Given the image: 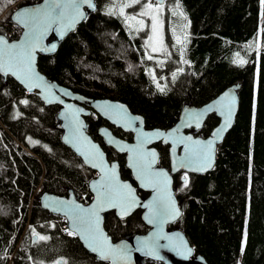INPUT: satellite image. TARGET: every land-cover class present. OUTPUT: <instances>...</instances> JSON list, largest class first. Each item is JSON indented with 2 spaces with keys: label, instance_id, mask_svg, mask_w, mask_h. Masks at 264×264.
I'll use <instances>...</instances> for the list:
<instances>
[{
  "label": "trees",
  "instance_id": "trees-1",
  "mask_svg": "<svg viewBox=\"0 0 264 264\" xmlns=\"http://www.w3.org/2000/svg\"><path fill=\"white\" fill-rule=\"evenodd\" d=\"M36 1L0 0V33L15 29L10 38L17 37L21 28L14 26L11 12ZM95 1L97 9L60 41L57 51L39 55L40 69L87 96L127 102L148 127H169L185 103L203 104L240 83L239 112L218 145L214 167L175 175L183 213L174 227L184 230L210 264H264V0H166L184 22L181 29L175 13L165 16L168 62L147 53V29L131 30L125 20L134 0ZM122 4L126 9L117 12ZM59 109L0 73V264H107L70 234L64 216L39 201L45 190L68 194L72 189L83 201L92 197L88 184L95 172L63 142ZM85 118L87 131L110 159L119 160L122 176L133 181L125 154L107 145L98 128L108 124L126 139L132 132L94 110ZM218 122L212 113L194 132L208 135ZM157 146L160 164L169 167L168 145ZM105 227L113 239L148 230L140 210L126 219L108 212Z\"/></svg>",
  "mask_w": 264,
  "mask_h": 264
},
{
  "label": "water",
  "instance_id": "water-1",
  "mask_svg": "<svg viewBox=\"0 0 264 264\" xmlns=\"http://www.w3.org/2000/svg\"><path fill=\"white\" fill-rule=\"evenodd\" d=\"M165 2L166 0H156ZM63 7L54 8L55 4ZM39 0L22 4L11 12L21 28L17 37L0 33V73L12 76L25 88L37 91L47 103L61 105L58 126L63 142L72 148L95 174L89 180L92 199L84 202L70 189L68 194L42 191L43 208L65 217L85 248L107 264H138L137 257L158 260L159 264H210L196 252L182 228H169L183 213L174 189V175L184 170L206 173L215 165L217 148L232 129L240 108V83H234L203 104L187 102L177 121L169 127H148L145 117L127 102L110 97L93 98L72 90L47 76L39 67L40 53L58 50L60 41L97 9L95 0ZM96 111L107 122L132 132V139L117 135L102 124L98 133L118 153L134 183L124 178L118 159H110L101 143L87 131L86 116ZM215 113L219 122L208 135L201 129ZM169 144L170 165L160 164L157 143ZM149 192L142 196L140 191ZM119 194V195H118ZM141 209L149 226L131 238L113 239L105 227V213L114 211L126 218ZM37 235L34 236L36 240Z\"/></svg>",
  "mask_w": 264,
  "mask_h": 264
},
{
  "label": "rangeland",
  "instance_id": "rangeland-1",
  "mask_svg": "<svg viewBox=\"0 0 264 264\" xmlns=\"http://www.w3.org/2000/svg\"><path fill=\"white\" fill-rule=\"evenodd\" d=\"M139 1V2H138ZM134 0L131 6L126 9V6L124 4L119 5L116 7L117 12L119 10L125 11V20H128L130 24V29L134 30L136 28L144 29L146 31V43H147V53L151 55L153 58L158 59L160 62H168L170 60V45L169 40L167 36V32L165 29L166 21L165 16H168L169 19L172 18V15L175 13V17L177 20L179 19L180 23L179 26L182 29L183 28V18H181L182 14L175 9H170V5L168 3L159 2L156 0H146L141 1ZM152 4L151 8H148L147 5ZM129 5V4H128ZM16 7V6H15ZM14 7V8H15ZM109 10V9H107ZM153 17L156 18V32L154 33L152 30L153 25ZM15 30V29H13ZM13 30L10 29V32H13ZM184 32V29H183ZM264 46V40L261 43ZM153 49H156L155 51ZM153 53V54H151ZM161 57V58H160ZM65 219V217H64ZM138 264H145L143 258L137 257Z\"/></svg>",
  "mask_w": 264,
  "mask_h": 264
},
{
  "label": "flooded vegetation",
  "instance_id": "flooded-vegetation-1",
  "mask_svg": "<svg viewBox=\"0 0 264 264\" xmlns=\"http://www.w3.org/2000/svg\"><path fill=\"white\" fill-rule=\"evenodd\" d=\"M163 3H165V2H163ZM109 124H111V123H109ZM108 125V124H107ZM113 125V124H112ZM110 126V125H109ZM113 126H115V125H113ZM111 127V126H110ZM112 128V127H111ZM118 128H120V127H118ZM122 129V128H121ZM123 130V129H122ZM125 131V130H124ZM126 132H128V131H126ZM132 136H133V133H132ZM132 139V138H131ZM131 139H129V140H131ZM158 143H161V144H163L162 142H158ZM157 143V144H158ZM156 144V145H157ZM164 145H168V149H169V144H164ZM158 147V146H157ZM121 154H125V153H121ZM125 160H126V157H125ZM126 165V164H125ZM183 170H181V171H179V172H182ZM178 172V173H179ZM177 173V174H178ZM177 174H175V175H177ZM175 175H174V184H175ZM133 177V176H132ZM133 182L134 183H136L135 181H134V179H133ZM142 191V190H141ZM141 191H140V194H141ZM142 192H145L146 194L145 195H143V194H141L142 196H147L148 194H149V192H146V191H142ZM91 199H92V197H91ZM90 201V200H89ZM88 200H86V201H84V202H89ZM138 210H140L141 211V209H138ZM138 210H136V211H138ZM108 212H112V211H108ZM108 212H106V213H108ZM114 212V211H113ZM105 213V214H106ZM115 213V212H114ZM141 213H142V211H141ZM132 215V214H131ZM118 217V216H117ZM119 218V217H118ZM126 218H128V217H126ZM126 218H120V219H126ZM175 223V222H174ZM174 223L173 224H171L170 226H169V228H176V227H174ZM148 229H149V226H148ZM78 236V235H77Z\"/></svg>",
  "mask_w": 264,
  "mask_h": 264
},
{
  "label": "snow or ice",
  "instance_id": "snow-or-ice-1",
  "mask_svg": "<svg viewBox=\"0 0 264 264\" xmlns=\"http://www.w3.org/2000/svg\"><path fill=\"white\" fill-rule=\"evenodd\" d=\"M85 2L89 3V6L92 7V5L90 4V0H85ZM61 7H63V6L61 4H58V3L54 5V8H61ZM147 7L151 8L152 4H148ZM152 30H153L154 33L156 32V18L155 17H153ZM153 50L155 51L156 49H153ZM41 239H45V237H41Z\"/></svg>",
  "mask_w": 264,
  "mask_h": 264
},
{
  "label": "bare ground",
  "instance_id": "bare-ground-1",
  "mask_svg": "<svg viewBox=\"0 0 264 264\" xmlns=\"http://www.w3.org/2000/svg\"><path fill=\"white\" fill-rule=\"evenodd\" d=\"M260 47H264L262 44H261V46ZM41 54V53H40ZM39 54V55H40ZM38 61H39V57H38ZM72 89V88H71ZM26 90L28 91V92H37V91H31V90H28L27 88H26ZM73 90V89H72ZM77 92V91H76ZM79 93H81V92H79ZM37 94H38V92H37ZM81 94H83V93H81ZM39 95V94H38ZM85 95V94H84ZM87 96V95H86ZM89 97H91V96H89ZM41 98V97H40ZM94 98V97H93ZM42 99V98H41ZM43 100V99H42ZM44 101V100H43ZM44 103L46 104V105H50V104H47L45 101H44ZM52 104H59V103H52ZM60 105V104H59ZM60 107H61V105H60Z\"/></svg>",
  "mask_w": 264,
  "mask_h": 264
},
{
  "label": "built area",
  "instance_id": "built-area-1",
  "mask_svg": "<svg viewBox=\"0 0 264 264\" xmlns=\"http://www.w3.org/2000/svg\"><path fill=\"white\" fill-rule=\"evenodd\" d=\"M14 32V31H13ZM10 33H12V32H10ZM70 234L71 235H73V236H75L76 235V233L75 232H70Z\"/></svg>",
  "mask_w": 264,
  "mask_h": 264
}]
</instances>
